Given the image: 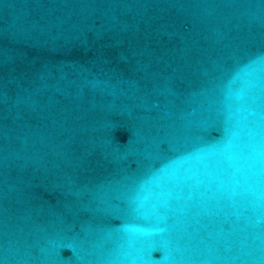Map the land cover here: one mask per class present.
Segmentation results:
<instances>
[{
  "label": "water",
  "instance_id": "water-1",
  "mask_svg": "<svg viewBox=\"0 0 264 264\" xmlns=\"http://www.w3.org/2000/svg\"><path fill=\"white\" fill-rule=\"evenodd\" d=\"M0 264H264V0H0Z\"/></svg>",
  "mask_w": 264,
  "mask_h": 264
}]
</instances>
